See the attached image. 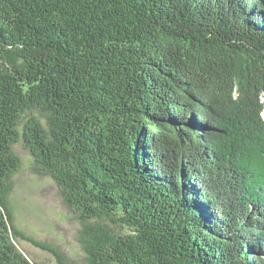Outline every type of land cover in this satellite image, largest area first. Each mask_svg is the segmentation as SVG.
<instances>
[{
  "label": "trees",
  "instance_id": "obj_1",
  "mask_svg": "<svg viewBox=\"0 0 264 264\" xmlns=\"http://www.w3.org/2000/svg\"><path fill=\"white\" fill-rule=\"evenodd\" d=\"M83 263L16 221L14 147ZM264 264V0H0V264Z\"/></svg>",
  "mask_w": 264,
  "mask_h": 264
},
{
  "label": "rangeland",
  "instance_id": "obj_2",
  "mask_svg": "<svg viewBox=\"0 0 264 264\" xmlns=\"http://www.w3.org/2000/svg\"><path fill=\"white\" fill-rule=\"evenodd\" d=\"M14 150L23 160L13 177L11 204L18 226L33 238L57 246L67 257L83 263L85 254L77 241L79 224L59 196L49 176L33 173L34 159L21 143ZM19 249L37 264H58L55 258L33 245L19 241Z\"/></svg>",
  "mask_w": 264,
  "mask_h": 264
}]
</instances>
